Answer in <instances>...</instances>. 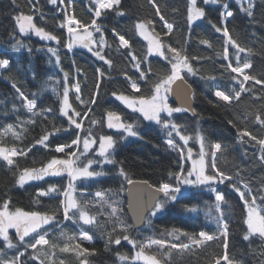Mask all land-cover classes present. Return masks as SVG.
Returning a JSON list of instances; mask_svg holds the SVG:
<instances>
[{
    "label": "trees",
    "instance_id": "1",
    "mask_svg": "<svg viewBox=\"0 0 264 264\" xmlns=\"http://www.w3.org/2000/svg\"><path fill=\"white\" fill-rule=\"evenodd\" d=\"M68 3L69 0H65V4ZM156 4L159 5L161 14L165 19L174 24V31L170 36L163 37L165 31L163 22L156 15L149 0H121V9L125 12L124 16L108 13L98 20V23L104 28L105 38L110 45L105 49L106 57L113 62L112 66L109 67L89 53L87 49L76 47L69 52L65 48L67 32L66 29L58 27L64 17L57 10V6L50 4L49 0H39L37 7L43 13L44 19L36 14L35 22L38 26L44 27L46 31L56 35L59 38V44L54 41L42 40L34 33L25 35L18 32L14 17L21 11L25 14H32L29 0H15V3L13 0H0V58L10 60L7 69H0V129L9 123L16 124L17 118L27 120L31 117V114L21 107L12 84H16L21 91L29 96V99L36 98L38 109H53V113L47 114V119L37 117L35 118L37 120L35 125L26 126L28 132L25 133L23 140L14 141L10 134L5 140L10 144L15 143L17 147L27 149L43 135L45 130L51 131V123H55L57 127L67 128L66 119L59 116L58 113L59 99L64 84L67 83L72 89V85L78 81L81 86V98L88 101L95 91L98 79L97 69H100L105 73V76L100 82L98 102L91 106L93 111L89 113V118L102 121L107 111H116L125 122L136 125V130L142 139L133 137L121 139V132L108 129L104 123L94 126L92 128L94 136L111 135L117 140L115 160L118 165L115 167L106 165L104 170L109 173L106 177L97 178L93 181L77 182L78 191L94 193L103 189L119 190L122 186V182L116 176L119 165H123L133 180H146L153 185H158L161 182H173L168 177V173L178 170L176 167L178 154L166 146L165 130L155 122L146 121L141 114L127 109L112 96L113 92L132 94L125 79V73L133 80L140 81L136 69L132 67L129 60L128 50L119 48V41L112 34L111 29L114 28L119 34L125 35L126 39L131 42L132 51L138 57L143 58L147 54L148 42L138 35L135 25L139 21H152L155 32L161 33L166 44L182 48L190 58H200L193 61V67L199 69L198 74L187 77L188 83L195 92V112L174 113L172 117L177 124L181 125L183 134L193 137L189 141L188 147L193 149L194 156L198 153L199 143L195 137L197 133L201 132L206 137V151L210 152L211 150L207 145L216 142L221 143L226 151L223 155L217 154L218 167L226 174L232 175L233 182L242 190L243 186L240 181L247 183L253 193L258 195L256 190L264 186V163L258 159L260 155L259 146L255 142H249L248 137H245L244 141L241 142L238 137V129L246 128L258 139L264 138V125L255 121L257 114L264 119V87L256 85L252 92L243 93L238 102L234 101L231 105H226L225 102L219 101L214 96L213 93L216 89L204 78L215 76L216 81L214 83L219 85V90L229 92V94H231L229 90L233 87L239 90L238 85L232 81L231 75L226 70L227 61L222 56L226 38L222 34L216 33L212 27L213 24L220 26L222 22L221 13L224 11L223 5L227 4L228 10L234 13L227 22L230 33L242 47L252 49L250 56L241 53L242 62L247 58L253 64V67L246 71L249 75L264 80V0H256L254 20L248 18L240 10V5L235 0H218V3L207 5L203 3V0H197V6L204 8L206 15L205 18L194 22L191 26L187 23L188 0H156ZM71 5L72 7L68 9L70 13L74 11L77 19L85 23L90 22L92 19L90 0H71ZM17 40L26 47L15 53L11 51V47ZM203 40H207L211 47L202 44L201 41ZM27 48H31L33 51L29 53ZM48 48L58 50L59 64L55 62V57L46 51ZM5 49L8 51L6 52ZM234 51L229 46L230 59L233 58ZM149 65L155 74H163L167 72L169 67L162 58L155 54L148 56L147 61L141 67L146 70ZM233 66H236L234 60ZM64 73H68L66 82L63 80ZM33 74H35V78H33ZM155 78V75H149L146 83L140 82L142 94H150L149 90ZM246 87H252V82H249ZM33 93L37 94L36 97H33ZM69 100L73 107L82 114L87 110V104L81 105L75 99L74 90H70ZM169 103L173 107H178L171 96H169ZM14 104L19 111L13 110ZM5 112L8 114L5 115ZM229 120H232L234 124H229ZM84 124L85 128H88L89 120H85ZM75 135L76 132L71 129L67 132L62 131L50 137L49 148L53 149L61 143H70ZM174 138L178 144L182 145L178 137ZM62 155L37 145L26 158H19L17 163L20 168L39 167L52 156ZM89 158L95 157L89 154ZM185 166H190V162L187 161ZM237 169L240 170V175H236ZM16 171V168H10L5 161L0 159V202L11 197V206L13 207L42 212L58 207L59 198L44 197L41 198L40 204H36L34 197L37 190L46 189L49 185H56L62 191L68 183L67 176L46 177L44 181H34L21 188L15 183L16 176L14 174ZM213 187L224 193L227 202L226 206L222 205V207L225 219L229 223L230 257L242 262V264H264V256L260 255L261 252H264V240L259 237H251L246 241L243 238L247 233V225L244 223L246 209L238 194L228 182L213 185ZM126 189L127 186H124V190L119 193L118 197L114 198L121 201L123 219L128 224L133 225L126 210ZM214 196L215 193L208 188L184 190L177 203L170 205L164 212L152 218L151 225L145 223L139 229L133 225L127 234L131 239L143 242L149 237L164 238L161 233L172 228L194 233L200 231L214 233L216 232L215 222L209 215H206L209 208L213 209L211 216L216 215ZM85 198L91 199V196ZM257 203H260L259 200ZM185 205L196 207L198 210L194 213L186 212L184 210ZM91 211L94 214L95 207ZM57 220L60 223L49 228L50 235L48 238L50 240L54 237L58 238L61 230L69 234H78L80 227L93 234L92 242H83V247L96 249V253L89 257L90 264H132L131 257L137 249H134L127 241L122 240L120 245L113 244L108 250H105L106 239L99 230L89 225H82V223L78 225L75 221H64L61 213H57ZM101 223H104L103 217ZM108 230H111L110 226ZM120 234L118 231L115 235ZM10 236L13 243L17 244L18 238L14 231L10 232ZM26 240L31 242L29 238ZM57 242L59 243L60 240L57 239ZM0 249H5L6 258H12L17 251L16 249H7L3 239H0ZM19 251H23L22 246H19ZM146 251L151 254L157 250L153 248ZM31 253L32 250L29 249L22 259L27 260ZM117 253L128 256L129 260L126 262L119 261ZM221 254L222 247L218 242H214L206 248L197 249L192 253L174 252L171 264H211L213 257ZM58 259H63L65 264H78L76 257L71 253H58ZM33 264H39V262L34 261ZM136 264H141V262H136Z\"/></svg>",
    "mask_w": 264,
    "mask_h": 264
},
{
    "label": "snow or ice",
    "instance_id": "2",
    "mask_svg": "<svg viewBox=\"0 0 264 264\" xmlns=\"http://www.w3.org/2000/svg\"><path fill=\"white\" fill-rule=\"evenodd\" d=\"M39 0H29L30 10L32 14H25L23 11L19 12L14 17V23L20 34L34 33L35 36L42 40L54 41L60 43L59 38L52 32L46 31L44 27H40L35 22L36 14L44 19V15L37 7ZM155 9L156 15L163 22V37L170 36L174 31V24L170 23L161 14V9L156 0H149ZM15 3V0H13ZM49 3L57 6V10L63 15V21L58 25L61 29H66L67 43L65 48L71 52L76 47L87 49L89 53L95 56L99 61L104 62L111 67L113 62L105 55L106 47H110L105 38L104 28L98 23L103 16L108 13H114L118 16H124L125 12L121 9V0H90V13L92 19L85 23L76 18L74 11L69 12L68 9L72 7L71 0L65 4V0H49ZM205 5L210 3H218V0H203ZM240 10L244 12L248 18L254 20V11L256 8V0H238ZM224 11L221 13L222 22L220 26L212 25L216 33H220L226 38L225 46L223 48L222 56L226 64V70L231 75L239 90L235 87L231 88L229 92L219 90V85L215 84V76H208L204 79L206 82L213 85L216 89L214 96L219 101L225 102L226 105H231L234 101H239L243 93L252 92L256 85L264 87V80L257 79L254 75H249L246 70L253 67L250 59L241 60V53H246L249 56L252 54V49L244 48L237 40L233 38L228 28V18L233 17L234 13L228 10V5H223ZM205 9L197 6V0H188L187 7V23L191 26L194 22L205 18ZM135 29L140 37L148 42L147 54L145 57H138L132 51V45L125 35L119 34L116 29H111L112 34L117 37L119 41V48L127 49L129 60L134 69L138 73L140 82H147L149 75H155V80L150 87V94L144 95L141 93L140 82L133 80L132 77L125 73V79L132 94H125L120 92L112 93V96L124 105L127 109L139 113L146 121L155 122L160 125L166 132L167 139L165 144L169 149L174 150L178 154L177 171L168 173V177L173 182H161L158 185L150 184L148 181H136L131 178V175L125 170L123 165L117 167L116 176L122 182L119 190L103 189L95 191L94 193H87L85 191H78L77 182L93 181L97 178L106 177L109 175L104 170L106 165H118L115 160L117 140L111 135L94 136L92 128L98 124L104 123L106 127L111 130H116L122 133L121 139H128L134 137L142 139L139 132L136 130V125L130 122H125L122 116L116 111H107L104 114L102 121L90 119L89 113L93 111V105H96L99 98V89L101 79L104 78L105 73L97 69L98 79L95 86V91L91 98L85 101L81 98V86L77 81L69 88L67 83L64 84L62 95L59 99V116L66 119L67 128L57 127L55 123H51V131L45 130L39 139L35 140L27 149L17 147L15 143H9L5 140L11 135L14 141H21L24 139L25 133L28 132V127L37 123L35 118L44 117L47 119V114L53 113L52 108L38 109L37 99H29L23 91L20 90L16 84L12 87L17 93L20 105L26 109L31 117L27 120H20L17 118L16 124H6L0 129V159L6 162L11 168L17 169L15 183L18 187L23 188L25 185L34 181H44L46 177H64L67 176L68 183L61 191L56 185H49L46 189L37 190L34 203L40 204L41 198L47 197L50 199L59 198V205L50 211H36L25 210L21 207H13L11 197L0 202V238L6 243L7 249H16V255L12 258H6L7 253L5 249H0V264H33L38 261L39 264H65L63 259H58V253H71L76 257L78 264H90L89 257L96 253V249H89L83 247V242H92L93 234L89 231L78 228V234H69L61 230L58 238L50 240L49 228L58 225L57 213H61L64 221H75L78 225L92 226L104 235L106 239L105 250H108L110 245H120L121 241H127L134 249H137L131 257L132 264L141 262V264H171L172 255L174 252L192 253L197 249H204L210 243L218 242L222 247V254L214 256L211 264H242L235 258L229 255V223L225 219L223 206L227 202L223 192L218 191L213 185L230 183L231 188L238 194L243 206L246 209V217L244 223L247 225V233L243 237L246 241L251 237H259L264 240V186L257 189V194L247 183L240 181L243 186H237L233 182V176L226 174L225 171L218 167V153L223 155L226 148L221 143L216 142L207 145L211 150L206 151V137L203 133H197L195 139L199 143V151L195 154L193 149L188 147L189 141L193 139L191 135H185L182 132L181 125L177 124L173 119L174 113L188 112L195 110L189 104L187 107H173L169 104V96L176 94L183 98L184 102L195 99V92L188 83L187 77L196 76L199 72L198 68L193 67V61L199 60V57H189L185 51L179 47H173L171 44H166L162 38L161 33L155 32L152 21H139L135 25ZM187 43V41H186ZM202 44L211 47L207 40L201 41ZM229 46L235 51L233 58H229ZM26 47L19 40L12 45L11 51L18 53L21 48ZM7 52L8 49H5ZM31 53L33 50L27 48ZM51 56L55 57V62L59 64L60 56L56 48H48L46 50ZM155 54L163 59L168 64L167 72L163 74H155L151 66H147L146 70L142 69L141 65L147 61L148 56ZM220 55V53H217ZM233 60L235 65L233 66ZM10 65V60L7 58H0V69H7ZM35 78V74H33ZM63 80H68V73L63 74ZM252 82V87L246 85ZM74 90L75 99L81 105L87 104V110L83 112L77 111L69 100V92ZM138 93H141L137 95ZM36 97V93L32 94ZM259 98V97H257ZM14 111H19L16 105H13ZM8 113L5 112V115ZM162 114H165L162 116ZM247 119V117H245ZM85 120H89V127L85 128ZM255 121L264 125V119L259 114L255 116ZM229 124H234L232 120ZM235 126V125H234ZM76 132L75 138L70 143H61L56 145L53 149L49 148L50 137L57 135L60 132H67L68 130ZM174 137H178L182 142L178 144ZM238 137L241 142L245 137L249 138V142H255L259 146L260 155L258 159L264 163V138H259L253 135L250 131L245 129H238ZM37 145L45 149L54 151L62 156H52L46 163H42L39 167H24L20 168L17 160L19 158H26L28 154ZM92 154L95 158H89ZM86 161V162H85ZM187 161H191L190 166L186 167ZM99 169V170H96ZM236 175H240V170L237 169ZM124 186H131L127 188L130 196L133 195V189L147 190L150 196L147 200L142 202L140 210L135 214V223L151 225L152 218L164 212L170 205L178 202L186 188H193L200 190L208 188L215 193L214 210L215 216H211L213 211L209 208L206 215H209L215 222L216 232L209 233L207 231H200L198 233L187 232L179 228H172L161 233L164 238L149 237L145 241L140 242L131 239L127 234L133 225L128 224L123 219V208L121 201L115 199L119 193L124 190ZM91 196V199L85 197ZM162 197V198H161ZM259 200L260 203H257ZM129 208L133 207L132 202H129ZM95 207V213L91 209ZM186 212H197L196 207H188L185 205ZM104 218V223H101V218ZM110 226L111 230H108ZM10 229L15 230V236L18 238V243L14 244L10 236ZM120 235H115L117 232ZM29 238L31 242L26 240ZM57 239L60 242H57ZM19 246L23 247V251H19ZM155 248L157 251H149ZM31 249L32 253L28 255L27 260L22 259ZM264 256V252L260 253ZM119 261L126 262L129 257L117 253Z\"/></svg>",
    "mask_w": 264,
    "mask_h": 264
},
{
    "label": "water",
    "instance_id": "3",
    "mask_svg": "<svg viewBox=\"0 0 264 264\" xmlns=\"http://www.w3.org/2000/svg\"><path fill=\"white\" fill-rule=\"evenodd\" d=\"M170 96L178 107H182V106L187 107L190 104L191 108L194 109V100H191V101H188L187 103H185L183 98L180 96H177L176 94H172ZM190 112H192V111H190ZM136 181H142V180H136ZM128 187H131V186H127V188ZM149 196H150L149 191L138 190V189H133V195L130 196L127 189H126V201H127L126 210H127V213L129 215L134 227L137 229L142 228L145 225V223L144 224H136L135 223V214L140 210V207L142 206V202L147 200L149 198ZM130 201L133 204L132 208H129V206H128Z\"/></svg>",
    "mask_w": 264,
    "mask_h": 264
},
{
    "label": "rangeland",
    "instance_id": "4",
    "mask_svg": "<svg viewBox=\"0 0 264 264\" xmlns=\"http://www.w3.org/2000/svg\"><path fill=\"white\" fill-rule=\"evenodd\" d=\"M235 1H236L237 4H239V3H238V0H235ZM168 102H169V101H168ZM169 104H170V103H169ZM133 138H134V137H133ZM135 139H137V138H135ZM189 162L191 163V161H189ZM185 190H190V188H186ZM11 231H14V232H15L14 229H10V230H9V232H11ZM0 239H2V238H0Z\"/></svg>",
    "mask_w": 264,
    "mask_h": 264
}]
</instances>
